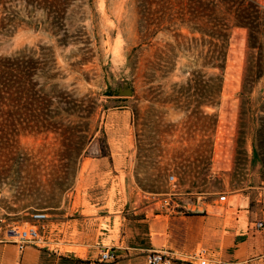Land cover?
Listing matches in <instances>:
<instances>
[{"label": "rangeland", "instance_id": "374dc122", "mask_svg": "<svg viewBox=\"0 0 264 264\" xmlns=\"http://www.w3.org/2000/svg\"><path fill=\"white\" fill-rule=\"evenodd\" d=\"M221 9L0 0V232L34 225L40 246L64 248L69 222L115 210L127 188L162 207L224 203L216 196L232 188L264 197V12L262 70L241 95L258 48L246 51L245 29L231 26L215 66L220 44L206 19ZM121 84L129 95L115 93Z\"/></svg>", "mask_w": 264, "mask_h": 264}, {"label": "crops", "instance_id": "0c3cea01", "mask_svg": "<svg viewBox=\"0 0 264 264\" xmlns=\"http://www.w3.org/2000/svg\"><path fill=\"white\" fill-rule=\"evenodd\" d=\"M241 189L228 190L219 204L196 197L188 211L139 202L127 188L115 210L69 222L58 241L64 248L29 243L18 249L1 231L0 264H145L148 251L185 258L200 248L206 264H264V197ZM100 247L114 259L99 261Z\"/></svg>", "mask_w": 264, "mask_h": 264}, {"label": "trees", "instance_id": "16d2710c", "mask_svg": "<svg viewBox=\"0 0 264 264\" xmlns=\"http://www.w3.org/2000/svg\"><path fill=\"white\" fill-rule=\"evenodd\" d=\"M219 4L222 8L221 11L218 13L212 12V16H209L206 19L207 22L211 23L214 27H216V32L214 33L216 39L219 41L220 44L218 47V50H220L219 55L218 57H215V66L218 67L219 70L223 69L225 47L228 37L227 29L231 26H239L245 29L246 51L248 49L253 48V46H256L258 48V54L253 59V61L250 58V54L247 53L246 55L245 65L243 68L240 84V94L242 95L249 91V84L251 83L252 79L257 78L262 70L261 67L263 66V63L261 62V57L259 54L261 50V45L257 40L258 37L262 34L261 28L263 26L262 19L264 11L262 10L261 5L256 2V0H219ZM2 61L11 62L13 61V59L3 58ZM6 66L10 65L6 63ZM19 67H21V65H19ZM217 90H219V83ZM107 94H112V92ZM198 102V105L211 103L208 102L206 98L200 99V101ZM195 106L197 107V105ZM61 109L68 113L67 110H69V108H66L64 106V103L61 105ZM46 115L47 114L44 115L45 119ZM252 152L253 156H256L257 150L254 146Z\"/></svg>", "mask_w": 264, "mask_h": 264}, {"label": "built area", "instance_id": "2783aa9c", "mask_svg": "<svg viewBox=\"0 0 264 264\" xmlns=\"http://www.w3.org/2000/svg\"><path fill=\"white\" fill-rule=\"evenodd\" d=\"M167 180L169 182L174 181L173 175H168ZM226 195L224 193H219L215 200L218 202H224ZM166 203V202H164ZM166 206L168 208L175 207ZM34 219H42L45 214L34 213L32 215ZM5 237L15 243L18 249H21L25 244H35L40 245L43 243L41 236L38 233L37 228L34 225H29L27 228H21L16 224H6L2 228ZM114 255L111 249L107 247H100L98 250V260L99 261H112ZM145 264H206V257L204 249L200 248L194 252L186 255L185 258H178L172 252L166 250H153L148 251L145 254Z\"/></svg>", "mask_w": 264, "mask_h": 264}, {"label": "water", "instance_id": "95a60500", "mask_svg": "<svg viewBox=\"0 0 264 264\" xmlns=\"http://www.w3.org/2000/svg\"><path fill=\"white\" fill-rule=\"evenodd\" d=\"M115 93H116L117 95H120V94H122V95H129V94L131 93V90H130V88H129L128 85H126V84H121V85H117L116 90H115ZM181 205H182L183 207H185V209L188 210V211H194V210H195V209H191V208H190V207L192 206V202H190V201H188V200H184V201L181 203Z\"/></svg>", "mask_w": 264, "mask_h": 264}]
</instances>
